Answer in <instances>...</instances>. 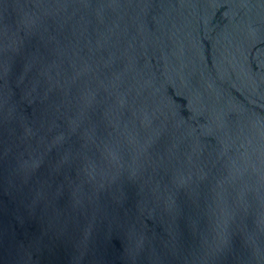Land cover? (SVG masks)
I'll return each mask as SVG.
<instances>
[{"label":"water","instance_id":"water-1","mask_svg":"<svg viewBox=\"0 0 264 264\" xmlns=\"http://www.w3.org/2000/svg\"><path fill=\"white\" fill-rule=\"evenodd\" d=\"M0 264H264V0H0Z\"/></svg>","mask_w":264,"mask_h":264}]
</instances>
